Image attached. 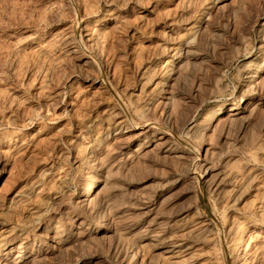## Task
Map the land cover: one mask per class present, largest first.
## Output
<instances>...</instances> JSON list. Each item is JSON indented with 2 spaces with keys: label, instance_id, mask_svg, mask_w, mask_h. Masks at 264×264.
Returning <instances> with one entry per match:
<instances>
[{
  "label": "rangeland",
  "instance_id": "1",
  "mask_svg": "<svg viewBox=\"0 0 264 264\" xmlns=\"http://www.w3.org/2000/svg\"><path fill=\"white\" fill-rule=\"evenodd\" d=\"M0 264H264V0H0Z\"/></svg>",
  "mask_w": 264,
  "mask_h": 264
},
{
  "label": "bare ground",
  "instance_id": "2",
  "mask_svg": "<svg viewBox=\"0 0 264 264\" xmlns=\"http://www.w3.org/2000/svg\"><path fill=\"white\" fill-rule=\"evenodd\" d=\"M75 1H76V0H75ZM80 2H81V1H80ZM80 2H79V4L81 5V3H80ZM73 4H74V3H73ZM74 6H75V4H74ZM252 75H253V74H252ZM249 231H250V230H249ZM245 234H246V233H245ZM243 237L246 239V237H245V236H243ZM247 237H248V236H247ZM244 242H245V241H244ZM240 244H241V243H240ZM240 246H241V245H240ZM238 248H239V246H238ZM235 256H236V255H235ZM235 256H234V257H235ZM238 257H239V256H238ZM238 257H237V258H238ZM238 259H240V258H238ZM236 262H237V261H236Z\"/></svg>",
  "mask_w": 264,
  "mask_h": 264
}]
</instances>
